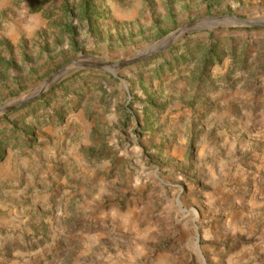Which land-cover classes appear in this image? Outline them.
<instances>
[{
    "label": "rangeland",
    "instance_id": "374dc122",
    "mask_svg": "<svg viewBox=\"0 0 264 264\" xmlns=\"http://www.w3.org/2000/svg\"><path fill=\"white\" fill-rule=\"evenodd\" d=\"M231 15L264 0H0V107L89 64L0 112V264H264V25Z\"/></svg>",
    "mask_w": 264,
    "mask_h": 264
},
{
    "label": "water",
    "instance_id": "95a60500",
    "mask_svg": "<svg viewBox=\"0 0 264 264\" xmlns=\"http://www.w3.org/2000/svg\"><path fill=\"white\" fill-rule=\"evenodd\" d=\"M223 18L224 19H230L232 21L237 20V21H240V22L245 23L247 25H264V20H257V21L256 20L255 21L254 20H247V19L239 18L235 15L225 16ZM216 19H220V18H215V17L212 18V20H216ZM201 22H202L201 20H198V21H194L190 24H187V25L179 28L178 30L174 31L172 34H170L168 37L164 38L163 40H161V41L157 42L156 44L150 46L149 48L143 50L142 52H140L136 56H134V57L122 62V63L111 64L110 66L111 67H119V66H125V65H129V64H133V63H137L139 61H142V60L152 56L153 54H156L157 52L161 51L162 49L166 48L170 44V42L172 40H174L176 37L183 34L188 29H191L192 27L198 26ZM84 65H89V64H85L84 62H81L80 60H75V61H72L71 63L67 64L66 66L61 68L58 72L55 73L54 77L51 78L48 81V83H46L47 86L44 87L40 92L47 89L52 83H54L58 78H60L64 73H66L70 69H73L76 66H84ZM103 65H106V64H103ZM44 85H42V86H44ZM39 93H37V94H39ZM37 94L32 93L30 95H27V96L21 98L17 102H13V103L6 105L4 107H0V112L7 110V109H10L17 104H23L25 102H29L30 100L35 98Z\"/></svg>",
    "mask_w": 264,
    "mask_h": 264
},
{
    "label": "bare ground",
    "instance_id": "6f19581e",
    "mask_svg": "<svg viewBox=\"0 0 264 264\" xmlns=\"http://www.w3.org/2000/svg\"><path fill=\"white\" fill-rule=\"evenodd\" d=\"M47 86V84H45L44 86H42L38 91H37V93H39L44 87H46ZM16 102V101H15Z\"/></svg>",
    "mask_w": 264,
    "mask_h": 264
}]
</instances>
